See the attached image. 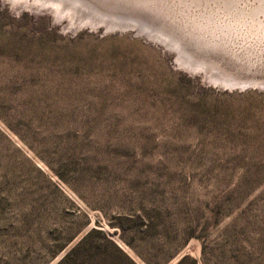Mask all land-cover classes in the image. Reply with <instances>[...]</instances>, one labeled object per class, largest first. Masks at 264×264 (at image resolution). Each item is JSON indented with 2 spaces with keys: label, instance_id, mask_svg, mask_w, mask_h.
<instances>
[{
  "label": "rangeland",
  "instance_id": "rangeland-1",
  "mask_svg": "<svg viewBox=\"0 0 264 264\" xmlns=\"http://www.w3.org/2000/svg\"><path fill=\"white\" fill-rule=\"evenodd\" d=\"M182 256L264 264V0H0V264Z\"/></svg>",
  "mask_w": 264,
  "mask_h": 264
},
{
  "label": "trees",
  "instance_id": "trees-1",
  "mask_svg": "<svg viewBox=\"0 0 264 264\" xmlns=\"http://www.w3.org/2000/svg\"><path fill=\"white\" fill-rule=\"evenodd\" d=\"M84 238H85V236H84ZM82 240L83 239L80 238V240L76 244H74L69 250H67L65 252V254L63 255L62 259H67V258L69 259L71 257L70 254H73L75 252V248H77L79 246V244L82 242ZM110 248H112L113 250L117 251L119 253V255H121L123 257L124 256L126 257V255L122 252V250L120 248H118L114 243L113 244L111 243V247ZM182 258H183V256L177 261L176 264H179V262H180V260Z\"/></svg>",
  "mask_w": 264,
  "mask_h": 264
},
{
  "label": "snow or ice",
  "instance_id": "snow-or-ice-1",
  "mask_svg": "<svg viewBox=\"0 0 264 264\" xmlns=\"http://www.w3.org/2000/svg\"><path fill=\"white\" fill-rule=\"evenodd\" d=\"M226 3H238L240 0H225Z\"/></svg>",
  "mask_w": 264,
  "mask_h": 264
},
{
  "label": "bare ground",
  "instance_id": "bare-ground-1",
  "mask_svg": "<svg viewBox=\"0 0 264 264\" xmlns=\"http://www.w3.org/2000/svg\"><path fill=\"white\" fill-rule=\"evenodd\" d=\"M238 14V13H237ZM259 16V15H258ZM238 17H239V15H238ZM250 21V20H249ZM252 24V23H251ZM256 29V28H255Z\"/></svg>",
  "mask_w": 264,
  "mask_h": 264
}]
</instances>
